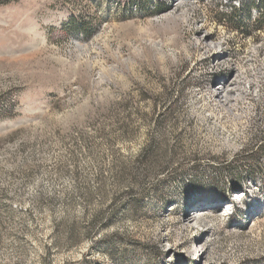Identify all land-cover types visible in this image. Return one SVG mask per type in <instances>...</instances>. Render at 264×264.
<instances>
[{"label":"rangeland","instance_id":"374dc122","mask_svg":"<svg viewBox=\"0 0 264 264\" xmlns=\"http://www.w3.org/2000/svg\"><path fill=\"white\" fill-rule=\"evenodd\" d=\"M263 9L0 0V264H264Z\"/></svg>","mask_w":264,"mask_h":264},{"label":"bare ground","instance_id":"6f19581e","mask_svg":"<svg viewBox=\"0 0 264 264\" xmlns=\"http://www.w3.org/2000/svg\"><path fill=\"white\" fill-rule=\"evenodd\" d=\"M220 87V86H219ZM227 87V86H226ZM221 89V93L224 92V90L222 89V87L220 88ZM224 94V93H223ZM227 94V93H226ZM199 216V213H193L191 217H189L191 219L192 222H194L195 220H197Z\"/></svg>","mask_w":264,"mask_h":264},{"label":"trees","instance_id":"16d2710c","mask_svg":"<svg viewBox=\"0 0 264 264\" xmlns=\"http://www.w3.org/2000/svg\"><path fill=\"white\" fill-rule=\"evenodd\" d=\"M259 24H260V26H263V24H264V9L259 16Z\"/></svg>","mask_w":264,"mask_h":264}]
</instances>
